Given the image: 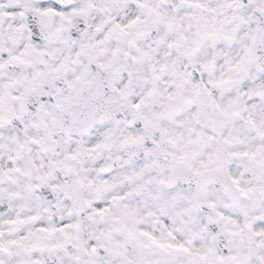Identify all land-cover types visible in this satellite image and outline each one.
Segmentation results:
<instances>
[{"label":"clouds","instance_id":"obj_1","mask_svg":"<svg viewBox=\"0 0 264 264\" xmlns=\"http://www.w3.org/2000/svg\"><path fill=\"white\" fill-rule=\"evenodd\" d=\"M38 3L0 0V264H264V0Z\"/></svg>","mask_w":264,"mask_h":264},{"label":"snow or ice","instance_id":"obj_2","mask_svg":"<svg viewBox=\"0 0 264 264\" xmlns=\"http://www.w3.org/2000/svg\"><path fill=\"white\" fill-rule=\"evenodd\" d=\"M50 8L52 9H59L60 6L58 4L55 3V0H39L38 6L33 9V11L35 12H40V9H45V14L47 12V10ZM31 31L33 33V37L32 39L36 42V43H41V37L37 34L39 32V28L35 25H31ZM12 60H17L19 59V57H11ZM47 97L48 101H51L53 99V97L51 95H47V93L41 94L39 97V101L43 102L45 100V98ZM36 105L32 104L29 105V107L34 108ZM134 107H139V104L134 105ZM97 208L99 209V205H97ZM2 210V209H0ZM105 210L104 209H100V214H103ZM257 224L261 227H264V220L261 221H257ZM251 227V225H249ZM64 222L61 221V227H60V231H64ZM40 231H47V229L41 228ZM146 236H149V239L152 240V242L154 244H156L158 247L164 248V247H168L171 249H174L176 253L178 254H188L189 256H195V257H199V259L201 261H204V264H213L212 260H208L207 257L209 255H213L214 256V261L215 264H246V261L243 258L238 259L235 256L232 255H227V249L222 250L225 254L224 255H217L213 252L212 249H208L206 252H191L189 250V248L183 243V242H178V243H162L160 240H157L155 237L151 236L148 233H145ZM169 235L171 236L172 233H169ZM67 236V234H66ZM34 247H40L41 251H44L48 248L47 245H39V242H37ZM52 247H64L63 245H52ZM103 249V245H101V250ZM8 249L4 246L3 243H0V252H7ZM98 249L95 245V243H92V247L90 250H88V255L89 257L93 256L95 253H97ZM77 261V264H79V260L80 257L77 256L74 258ZM32 264H39V261L34 260L32 262ZM88 264H95V260H89Z\"/></svg>","mask_w":264,"mask_h":264}]
</instances>
